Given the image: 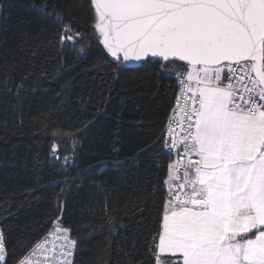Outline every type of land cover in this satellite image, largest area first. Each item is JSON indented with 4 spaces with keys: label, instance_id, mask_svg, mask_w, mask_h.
<instances>
[{
    "label": "trees",
    "instance_id": "obj_1",
    "mask_svg": "<svg viewBox=\"0 0 264 264\" xmlns=\"http://www.w3.org/2000/svg\"><path fill=\"white\" fill-rule=\"evenodd\" d=\"M94 22L90 0H0L5 264H16L59 216L77 240L74 264H156L153 237L173 163L164 132L183 64L116 72ZM68 23L83 34L74 47L60 41Z\"/></svg>",
    "mask_w": 264,
    "mask_h": 264
},
{
    "label": "snow or ice",
    "instance_id": "obj_2",
    "mask_svg": "<svg viewBox=\"0 0 264 264\" xmlns=\"http://www.w3.org/2000/svg\"><path fill=\"white\" fill-rule=\"evenodd\" d=\"M90 3L114 71L155 62L161 71L175 72L176 62H184L175 73L182 134L176 138L170 117L165 140L167 154L175 150L184 159L177 162L181 168L169 164V195L151 249L156 264H264V0ZM50 14L63 21L62 13ZM82 40L79 30L63 25L62 45ZM79 52L84 55L85 47ZM53 158L61 159L55 144ZM179 171L183 181L173 184ZM54 228L48 233L53 257L72 264L77 241L70 229ZM46 243H37L19 264H39L32 257L50 251ZM5 258L0 233V262Z\"/></svg>",
    "mask_w": 264,
    "mask_h": 264
},
{
    "label": "built area",
    "instance_id": "obj_3",
    "mask_svg": "<svg viewBox=\"0 0 264 264\" xmlns=\"http://www.w3.org/2000/svg\"><path fill=\"white\" fill-rule=\"evenodd\" d=\"M179 87V86H178ZM190 95V93H189ZM178 97H180V87H179V91H178V96H177V99L174 103V106L170 112V115H169V118H168V122L166 124V127H165V132H164V141H163V148H164V152L167 154L166 150H165V140L168 139V136H167V128L169 126V119L170 117L172 118L173 120V126H174V129H175V133H176V138L178 139L179 138V135L182 134V129L181 127L177 126L179 123H180V120H179V117L181 115L179 109L183 106V101L178 99ZM261 103H264V101H262ZM168 155V154H167ZM65 157V156H64ZM68 157V156H66ZM170 157V156H169ZM69 158V164H72V159L70 157ZM172 160H173V163H177L178 161H182L184 158L182 157V155H177L176 154V151L174 150L173 152V155L171 156ZM193 159H195V157H193ZM177 167L178 168H181L182 167V164L181 163H177ZM176 176L179 177L178 179H175L173 180V184H179L183 181V174H182V171H179L176 173ZM176 191L180 192L181 194H183V190L177 188ZM55 225H62L61 222H60V219L58 218L54 223L53 225L51 226V228L49 229V231L41 238V240L38 242H42V241H47V243L45 244V247H47L50 251H48L46 254L45 253H42L40 250H37V254L34 255L32 257L33 261H38L39 264H60L59 260H56L54 257H53V252L51 251L52 249V237H49L48 236V233L51 231V232H54L55 231V228L54 226ZM63 226V225H62ZM64 227V226H63ZM2 233V232H0ZM3 234V233H2ZM57 236H62L63 233H57L56 234ZM69 237L71 239H74L75 241L76 238L72 235V232L70 231L68 233ZM4 236V235H3ZM63 241L62 240H59L57 239L56 240V244L59 245V244H62ZM35 247V246H34ZM33 247V248H34ZM32 248V249H33ZM55 252L58 253L59 252V248L57 247L55 249ZM76 252H77V247L75 248L74 250V253H73V256L71 257V260H72V264H74V261H75V256H76ZM29 253V252H28ZM28 253H26L25 255H27ZM24 255V256H25ZM23 256V257H24ZM21 257L20 260L23 258ZM8 258V254H7V248H6V258H5V261L3 262H0V264H5L6 263V260ZM19 260V261H20ZM19 261L16 263V264H19Z\"/></svg>",
    "mask_w": 264,
    "mask_h": 264
},
{
    "label": "bare ground",
    "instance_id": "obj_4",
    "mask_svg": "<svg viewBox=\"0 0 264 264\" xmlns=\"http://www.w3.org/2000/svg\"><path fill=\"white\" fill-rule=\"evenodd\" d=\"M58 218L61 220V217H60V216H59ZM56 220H57V219H56ZM56 220H55V221H56ZM52 225H53V224H52ZM40 240H41V239H40ZM40 240H39V241H40ZM39 241H38V242H39ZM38 242H36V243L34 244V246H35ZM34 246H33V247H34ZM33 247H32V248H33ZM32 248H31L30 250H32ZM30 250H29L28 252H30ZM28 252H27V253H28ZM24 255H25V254H24ZM24 255H23V256H24ZM23 256H22V257H23Z\"/></svg>",
    "mask_w": 264,
    "mask_h": 264
},
{
    "label": "water",
    "instance_id": "obj_5",
    "mask_svg": "<svg viewBox=\"0 0 264 264\" xmlns=\"http://www.w3.org/2000/svg\"><path fill=\"white\" fill-rule=\"evenodd\" d=\"M177 62L184 64V62H182V61H177ZM133 64L138 65V64H141V63H133Z\"/></svg>",
    "mask_w": 264,
    "mask_h": 264
},
{
    "label": "rangeland",
    "instance_id": "obj_6",
    "mask_svg": "<svg viewBox=\"0 0 264 264\" xmlns=\"http://www.w3.org/2000/svg\"><path fill=\"white\" fill-rule=\"evenodd\" d=\"M97 34H98V36H99V33L97 32ZM100 38V37H99ZM110 55V54H109ZM111 56V55H110ZM113 58V57H112ZM114 59V58H113ZM130 65H133V64H129L128 66H130Z\"/></svg>",
    "mask_w": 264,
    "mask_h": 264
},
{
    "label": "crops",
    "instance_id": "obj_7",
    "mask_svg": "<svg viewBox=\"0 0 264 264\" xmlns=\"http://www.w3.org/2000/svg\"><path fill=\"white\" fill-rule=\"evenodd\" d=\"M173 182V181H172Z\"/></svg>",
    "mask_w": 264,
    "mask_h": 264
}]
</instances>
